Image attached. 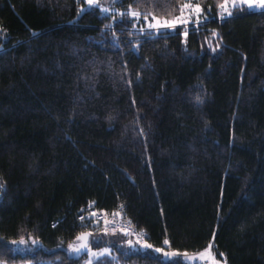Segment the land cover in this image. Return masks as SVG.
<instances>
[{
  "label": "trees",
  "instance_id": "trees-1",
  "mask_svg": "<svg viewBox=\"0 0 264 264\" xmlns=\"http://www.w3.org/2000/svg\"><path fill=\"white\" fill-rule=\"evenodd\" d=\"M188 2L203 23L149 26ZM223 2L0 0V263L83 264L89 232L92 264H264V6Z\"/></svg>",
  "mask_w": 264,
  "mask_h": 264
},
{
  "label": "rangeland",
  "instance_id": "rangeland-1",
  "mask_svg": "<svg viewBox=\"0 0 264 264\" xmlns=\"http://www.w3.org/2000/svg\"><path fill=\"white\" fill-rule=\"evenodd\" d=\"M88 3V0H86ZM102 0H96L91 4L92 6H96L100 9H102L105 12H111L113 10L103 6L100 4ZM185 5H189L188 7H184L182 14L177 17L174 20H153L152 25H149L155 32H159L163 29H174L178 26H185L188 27L190 25L197 26L204 22L201 14L202 9L199 5H197L194 2H188ZM237 6H246L247 8L251 10H257L258 5L256 4V0H224L223 4L220 6V17L223 18L224 16H229L232 14L233 9ZM135 12H131L133 15ZM230 13V14H229ZM167 22V23H166ZM154 25V26H153ZM170 25V26H169ZM130 243H133L137 247H145L144 245H137L134 242L130 241ZM160 252V251H159ZM162 255L165 259H172L176 258L177 256L182 258L185 262L189 264H226L225 262H216L212 256L211 248H208L205 252L202 253H184V254H175L173 252H170L168 250L161 251ZM111 250L108 248H104L101 250H90L88 258L84 261L83 264H92L96 259L110 255ZM0 264H6V263H0ZM16 264H31L30 262H21Z\"/></svg>",
  "mask_w": 264,
  "mask_h": 264
},
{
  "label": "built area",
  "instance_id": "built-area-1",
  "mask_svg": "<svg viewBox=\"0 0 264 264\" xmlns=\"http://www.w3.org/2000/svg\"><path fill=\"white\" fill-rule=\"evenodd\" d=\"M78 220L96 226L102 223L106 229L112 232H120L131 237L135 242L143 244L147 240V233L138 229L127 217L124 206H120L113 213H106L95 206H88L81 211Z\"/></svg>",
  "mask_w": 264,
  "mask_h": 264
},
{
  "label": "water",
  "instance_id": "water-1",
  "mask_svg": "<svg viewBox=\"0 0 264 264\" xmlns=\"http://www.w3.org/2000/svg\"><path fill=\"white\" fill-rule=\"evenodd\" d=\"M74 255L77 258H81L84 255L88 254L90 251V233L85 232L78 236L77 243L72 245ZM79 249V251H77Z\"/></svg>",
  "mask_w": 264,
  "mask_h": 264
},
{
  "label": "snow or ice",
  "instance_id": "snow-or-ice-1",
  "mask_svg": "<svg viewBox=\"0 0 264 264\" xmlns=\"http://www.w3.org/2000/svg\"><path fill=\"white\" fill-rule=\"evenodd\" d=\"M94 0H88L89 4H93ZM260 5L264 6V0H259ZM189 5H185L184 7H188ZM230 14V13H229ZM133 15H139V13H133ZM167 23V22H166ZM154 26V25H153ZM170 26V25H169ZM165 243H167V241H165ZM211 247V245L209 246ZM77 251H79V249H77ZM157 251H159V249H157Z\"/></svg>",
  "mask_w": 264,
  "mask_h": 264
},
{
  "label": "crops",
  "instance_id": "crops-1",
  "mask_svg": "<svg viewBox=\"0 0 264 264\" xmlns=\"http://www.w3.org/2000/svg\"><path fill=\"white\" fill-rule=\"evenodd\" d=\"M256 4L258 5V8H256L257 10H260L263 8V6L260 5L259 0H256Z\"/></svg>",
  "mask_w": 264,
  "mask_h": 264
},
{
  "label": "bare ground",
  "instance_id": "bare-ground-1",
  "mask_svg": "<svg viewBox=\"0 0 264 264\" xmlns=\"http://www.w3.org/2000/svg\"><path fill=\"white\" fill-rule=\"evenodd\" d=\"M94 1H96V0H94ZM87 223V222H86Z\"/></svg>",
  "mask_w": 264,
  "mask_h": 264
}]
</instances>
